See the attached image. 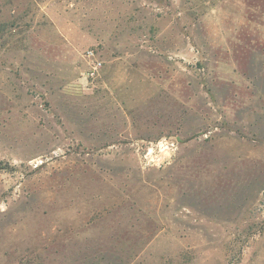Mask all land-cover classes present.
Segmentation results:
<instances>
[{"label": "rangeland", "instance_id": "374dc122", "mask_svg": "<svg viewBox=\"0 0 264 264\" xmlns=\"http://www.w3.org/2000/svg\"><path fill=\"white\" fill-rule=\"evenodd\" d=\"M0 264H264V0H0Z\"/></svg>", "mask_w": 264, "mask_h": 264}]
</instances>
